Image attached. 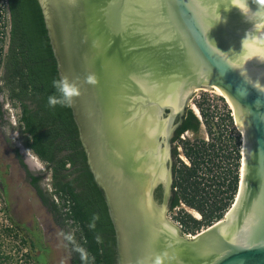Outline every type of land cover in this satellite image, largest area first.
<instances>
[{"label":"water","instance_id":"95a60500","mask_svg":"<svg viewBox=\"0 0 264 264\" xmlns=\"http://www.w3.org/2000/svg\"><path fill=\"white\" fill-rule=\"evenodd\" d=\"M39 2L60 76L96 78L71 108L114 224L118 264L165 253V264H264V0ZM241 5L249 11L233 7ZM198 91L230 104L242 172L225 218L187 239L168 215L167 159Z\"/></svg>","mask_w":264,"mask_h":264},{"label":"trees","instance_id":"16d2710c","mask_svg":"<svg viewBox=\"0 0 264 264\" xmlns=\"http://www.w3.org/2000/svg\"><path fill=\"white\" fill-rule=\"evenodd\" d=\"M8 8L11 30L8 50L0 61V95L4 94L12 109L19 112L16 130L51 175L50 189H43L40 182L45 175L35 177L27 170L31 184L55 223L65 231L73 264H118L114 224L104 192L89 167L72 108H50L47 104L53 92L51 81L60 74L41 4L39 0H8ZM1 106L0 102V111ZM188 126L201 130L192 111ZM186 149L193 166H178L171 208L184 202L202 215V221L187 214L182 218L186 228L195 233L223 220L231 203L218 200L206 205L198 176L204 142L189 143ZM238 182L239 177L234 194ZM0 194V264H44L33 255L35 245L30 246L11 216L1 181Z\"/></svg>","mask_w":264,"mask_h":264},{"label":"built area","instance_id":"2783aa9c","mask_svg":"<svg viewBox=\"0 0 264 264\" xmlns=\"http://www.w3.org/2000/svg\"><path fill=\"white\" fill-rule=\"evenodd\" d=\"M10 30L11 13L8 8V0H0V61L5 58L8 50ZM199 92H202L203 95L195 97L197 105L194 106V110L201 126L206 130V137L203 138L205 152L198 176L202 182L204 201L207 206L218 200L222 203H231L225 213L226 216L237 199L238 191L234 194L233 190L237 177H239L238 190L240 186L243 138L236 126L233 111L227 99L209 91H198L197 93ZM184 137L182 138L184 139ZM182 164L191 168L193 166L192 158L181 157L178 166H182ZM182 209L186 213H182ZM176 210L180 217L175 215L174 223L181 227L185 238L191 239L207 229L202 228L195 233L189 231L182 222L184 215H190L197 221H202V215L187 207L184 202H181Z\"/></svg>","mask_w":264,"mask_h":264},{"label":"rangeland","instance_id":"374dc122","mask_svg":"<svg viewBox=\"0 0 264 264\" xmlns=\"http://www.w3.org/2000/svg\"><path fill=\"white\" fill-rule=\"evenodd\" d=\"M2 67L3 66L0 65V76L3 71ZM197 95L203 94L199 92L195 94L193 99ZM193 99L191 101V109L195 114L196 111L194 110V106L197 105V98ZM0 101L8 125L17 127L19 112L12 109L11 104L4 94L0 95ZM185 137L188 138L187 135H185ZM205 137L206 130L201 126L199 139L193 140L190 142V145H194L197 142L199 143ZM16 145H19L17 139ZM28 157L31 170L33 172L46 174L44 185L49 187L51 175L46 166L33 153H29ZM7 164L8 161L4 158V154H2L0 150V181L7 194V204L11 216L15 222L21 226L23 235L29 241L30 246L35 245V247L32 248L33 255L44 264H73L63 230L55 223L53 216L42 206L25 175L18 167L13 168L11 170L12 175H10V169L7 170ZM181 212L186 213L183 209ZM175 213V215L179 216L177 210H175ZM169 217L171 221H175L176 217L174 214Z\"/></svg>","mask_w":264,"mask_h":264},{"label":"flooded vegetation","instance_id":"af4514ba","mask_svg":"<svg viewBox=\"0 0 264 264\" xmlns=\"http://www.w3.org/2000/svg\"><path fill=\"white\" fill-rule=\"evenodd\" d=\"M191 111H192V109H191V102H190L188 109H187V112L183 118V121H182L181 125L178 127V129L175 131V134L171 140L170 157L167 159V167L169 170L172 169L173 183H172V196L170 198L169 206H168V215L174 214V216H175V214H176L175 210L177 209V208H174V209L171 208V205H172L171 200L173 199V197H175V193H176L174 186L176 184V172H177L178 164L181 161V157H184V158L187 157L188 151H187L186 147L189 145V143L192 142L193 140L199 139V135H200V132L195 131L190 126H188V121L190 119V112ZM187 126L189 128H186ZM16 128L17 127H15V126L13 127L11 125L10 126L8 125V123L6 121V115H5L4 111L2 110V106H1V111H0V150H1V153L4 154V158L8 161L7 170L10 169L9 174L12 175L11 170L13 168L18 167L19 170L27 178L29 185L33 188L35 193H36V190L31 184L32 179L29 177L27 170L30 171L33 174V176H35V177H40V176L45 175L44 179L40 182V186L43 189L44 188L50 189V185H49V187L44 185L46 174H43L40 172H33L31 170V165L28 162V158H29L28 154L33 153V152L26 148L24 141H23L19 131L16 130ZM185 128H186V130H184L182 133H180V131L182 129H185ZM185 135H187L188 138L184 137ZM182 137H184V139ZM14 138H16L19 141V145H16V139H14ZM160 141L162 142L161 138L159 140V143H160ZM150 156L152 157V156H154V154L150 153L149 157ZM0 173H1V170H0ZM165 192H166V184L164 182L159 181L155 190H154V202L157 206L162 205L163 199L165 196ZM36 195H37V193H36ZM37 197H38V195H37ZM38 199L41 202L39 197H38ZM41 204H42V202H41ZM42 206H43V204H42ZM46 211H47V209H46ZM63 233L65 235V231H63Z\"/></svg>","mask_w":264,"mask_h":264},{"label":"clouds","instance_id":"9594fccd","mask_svg":"<svg viewBox=\"0 0 264 264\" xmlns=\"http://www.w3.org/2000/svg\"><path fill=\"white\" fill-rule=\"evenodd\" d=\"M233 7L240 9L244 14V9L245 7L247 8L246 5ZM95 83L96 78L93 74L87 75L83 80L79 77L73 78L68 75L55 78L51 81V88L53 89V92L48 96L47 104L50 108H56L57 106L71 108L73 107L75 100L81 96V89L84 85H95ZM167 258V253H165L162 256H157L153 261H151V264H165ZM139 264H148V261H140Z\"/></svg>","mask_w":264,"mask_h":264}]
</instances>
